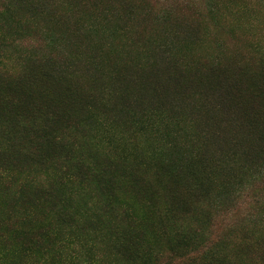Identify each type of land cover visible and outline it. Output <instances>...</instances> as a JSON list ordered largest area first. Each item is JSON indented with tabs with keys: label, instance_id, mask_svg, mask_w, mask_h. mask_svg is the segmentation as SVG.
I'll use <instances>...</instances> for the list:
<instances>
[{
	"label": "trees",
	"instance_id": "trees-1",
	"mask_svg": "<svg viewBox=\"0 0 264 264\" xmlns=\"http://www.w3.org/2000/svg\"><path fill=\"white\" fill-rule=\"evenodd\" d=\"M249 12L0 0V264H264Z\"/></svg>",
	"mask_w": 264,
	"mask_h": 264
},
{
	"label": "rangeland",
	"instance_id": "rangeland-1",
	"mask_svg": "<svg viewBox=\"0 0 264 264\" xmlns=\"http://www.w3.org/2000/svg\"><path fill=\"white\" fill-rule=\"evenodd\" d=\"M261 1L264 2V0ZM244 2L247 6V9L250 10L249 15H251V18L249 20L251 22V25L247 29V35L245 39H247L248 41H252L255 39L264 41V3H253L252 0H244ZM235 33H237V35L242 34V36H244L243 34H245L243 28L241 27Z\"/></svg>",
	"mask_w": 264,
	"mask_h": 264
}]
</instances>
